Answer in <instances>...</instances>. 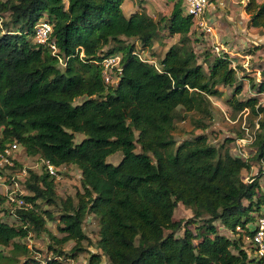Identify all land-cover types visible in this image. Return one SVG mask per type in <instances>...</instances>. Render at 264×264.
I'll list each match as a JSON object with an SVG mask.
<instances>
[{"label":"trees","instance_id":"1","mask_svg":"<svg viewBox=\"0 0 264 264\" xmlns=\"http://www.w3.org/2000/svg\"><path fill=\"white\" fill-rule=\"evenodd\" d=\"M173 1L170 15L155 18L145 9L126 14L125 0H0V150L16 142L31 157L56 167L76 165L82 173V190L59 198L57 178L44 164L41 173L27 170L26 205L12 204L18 223L0 217V246H12L10 255L0 250V264L76 260L89 240L84 224L91 215L102 252H93L87 264H103V255L108 264H264L242 247V236L231 238L215 225L219 220L236 232L241 226L251 237L250 224L264 216V106L258 97L264 76H239L245 69L223 51L205 49L199 62L191 45L198 28L183 0ZM245 1L248 26L264 29V0ZM43 15L53 23L56 53L34 40ZM165 30L179 41L158 65L141 59ZM117 53L122 70L115 84H107L103 62ZM246 81L255 94L241 98ZM226 86L234 87L228 99L233 112L249 111L256 126L248 159L210 143L206 133L180 143L175 138L181 122L209 127L210 97L222 96ZM77 134L84 138L76 141ZM116 152L122 158L114 164L108 158ZM252 161L260 164L259 175L245 181L242 172ZM19 164L0 171H10L7 181ZM179 203L193 210L186 223L173 218ZM47 206L59 208L63 236L50 233V255L39 258L24 240L48 231L43 214L55 217ZM198 220L203 223L193 230Z\"/></svg>","mask_w":264,"mask_h":264},{"label":"rangeland","instance_id":"2","mask_svg":"<svg viewBox=\"0 0 264 264\" xmlns=\"http://www.w3.org/2000/svg\"><path fill=\"white\" fill-rule=\"evenodd\" d=\"M222 0H210L207 7L206 17L213 28V33L203 32L199 27L195 33L192 34L191 45L194 50L198 53L199 62L204 60L203 52L205 49H209L214 53L215 46L218 44L221 48V52H227L231 58H233V65L242 66L245 70L239 71V76H244L243 74H249L253 76L256 81H259L264 76V29L254 28L248 26L244 30L243 35H232L236 33V26H240V20L244 18V8L243 2L241 0H225V4H221ZM259 2L263 0H258ZM246 2V1H245ZM67 3V0H66ZM144 5L149 13L155 18H160L163 14L170 15L172 12L174 1L173 0H125L123 3V10L126 14L130 13L133 8L141 7ZM225 7H229L228 12H225ZM186 14V11H184ZM229 16H228V15ZM46 15L41 16L40 19L45 18ZM233 18L234 21H229L228 18ZM47 18V17H46ZM48 19V18H47ZM232 23V24H231ZM196 26H194L195 28ZM193 28V29H194ZM35 40V39H34ZM179 41V35L168 36L167 31H162V33L154 40L153 46L151 48L141 51L140 55L143 58H152L158 64L159 61L164 57L166 53V47H170L172 44ZM262 46L260 49H256L255 46ZM140 46V43L137 44ZM217 52V51H216ZM121 54V53H120ZM140 57V56H139ZM262 69V71H260ZM116 72L118 70L116 69ZM223 90L222 96L215 97L212 96V111L214 114L213 121L207 129H194L193 125L189 121L178 123L177 129L175 130V138L177 143L182 142L185 138L193 136V134L206 133L209 137L210 143L220 147L222 144L227 145L233 155L241 156L248 159L253 153V148L251 145L252 137L255 136L256 126L250 123L248 112L244 111L238 114L233 112L232 107L228 103V99L231 98L234 87L226 86L220 87ZM254 90L250 89L249 82H245L243 91L240 94L241 98H246L254 95ZM260 103L264 106V93L259 96ZM83 98H78L76 102H80ZM257 121V119H256ZM84 138L83 134L76 135V141H80ZM232 139V141H227L226 139ZM241 139H245V143L241 142ZM137 150H140L138 146ZM175 150V148L173 149ZM122 158L121 152H116L109 156L108 161L117 164ZM15 160L20 163L15 172L11 174L15 175L20 171L21 168L33 169L34 171L41 173L43 169V163L37 157H31L27 155L25 149L19 145L18 151L15 153ZM60 172V178L55 180L56 191L59 198H66L67 196H74L78 191L82 190L81 170L76 165H67L58 167ZM260 164L256 161H252V167L250 170H243L242 177L245 181H251L255 175H259ZM2 173V172H1ZM10 171H5L0 176V197L6 195V186L10 185L9 181H5L2 178L9 177ZM17 180H20L21 187L23 188V195L29 194L27 187L24 183L25 177H19L17 175ZM261 189L264 192V175L259 176ZM46 207V206H43ZM55 218H50L47 214H43L47 220V230L43 231L41 235H36L35 233L30 234V236L24 240V242L29 246L32 254L39 258H45L50 253L47 250L48 244L52 242L50 233L56 234L58 236H63V233L58 232L59 224V208L55 206H47ZM17 206L9 204L5 200H0V217L11 224L18 223L16 217ZM261 212H264V205L262 206ZM193 217V210L183 203H179L174 212V220L183 221L186 223ZM207 218V216H204ZM257 219V218H256ZM256 222V221H255ZM202 220H198L196 224H192L191 228L195 230V226L202 224ZM215 225L218 226L221 233L228 235L231 238H238L242 236V247L247 251L249 255H257L255 248L253 247L251 240L247 238L244 231L238 230L232 231L231 229L225 227L221 221H215ZM253 227L254 223L250 224ZM84 229L89 240L83 242L84 251H82L76 260L87 264L89 258L93 252H102L96 247V242L99 238L98 230V220L96 216L91 215L85 221ZM91 241V242H90ZM74 242H68L64 245L65 250H70ZM12 246L4 247L0 246L6 255L12 254ZM234 250V249H233ZM237 250H235L236 252ZM23 258V257H22ZM71 260L66 261L65 264H70ZM103 264H108V258L102 256ZM16 264H20L18 261Z\"/></svg>","mask_w":264,"mask_h":264},{"label":"built area","instance_id":"3","mask_svg":"<svg viewBox=\"0 0 264 264\" xmlns=\"http://www.w3.org/2000/svg\"><path fill=\"white\" fill-rule=\"evenodd\" d=\"M210 3V0H183L185 15H191L194 19V26L199 27L203 32L213 33V28L209 22V19L206 17L207 7ZM53 32V23L50 22L46 17L39 19L34 28V39L36 42L47 44L53 53L57 52V46L52 39ZM215 49L217 53H222L221 48L216 44ZM141 59L145 61L152 62L158 65L155 60L152 58H143L139 55ZM122 54L117 53L109 56L103 62V77L107 84H115L118 80V75L122 70ZM63 60H61L62 62ZM116 69L118 72H116ZM254 137H252L251 142ZM241 142L245 143V139H241ZM19 149V144L16 142L7 145L5 148L0 150V171L6 167L15 166V153ZM42 163L46 166L48 172L60 178V172L58 167L52 164L49 160H43ZM17 175L22 178H26L28 175L27 169H22L21 171L12 176L10 185L6 186V198L9 204H15L17 206L26 205L25 200L23 199V188L21 187L20 182L17 180ZM0 176L2 173L0 172ZM7 180L6 177L2 178ZM238 230L245 231L241 226H237ZM251 240L252 245L255 248L257 256L264 258V216L258 217L256 223H254V232L251 237L247 236ZM69 261V260H68ZM70 264H83L79 261L71 260Z\"/></svg>","mask_w":264,"mask_h":264},{"label":"crops","instance_id":"4","mask_svg":"<svg viewBox=\"0 0 264 264\" xmlns=\"http://www.w3.org/2000/svg\"><path fill=\"white\" fill-rule=\"evenodd\" d=\"M243 3H245V0H241ZM226 3V1L225 0H222L221 1V4L223 5V4H225ZM144 5L146 6V4H142V6L139 8V7H137V8H133L131 11H130V13H128V15H130L132 12H134V11H136V10H138V9H143V7H144ZM243 8H244V4H243ZM145 9V8H144ZM225 9V12H228V10H229V7H225L224 8ZM146 10V9H145ZM147 11V10H146ZM147 13H149V10L147 11ZM150 14V13H149ZM151 15V14H150ZM163 15H166V14H163ZM228 15V14H227ZM229 16V15H228ZM228 20L229 21H234L233 20V18H228ZM248 20H249V15L246 13V11H245V9H244V18H242L241 20H240V22H241V24H240V26H236V33H234V34H232V35H237V34H239V35H243L244 34V29L245 28H248L247 27V23H248ZM232 24V23H231ZM168 50V47H166V51ZM165 51V52H166Z\"/></svg>","mask_w":264,"mask_h":264}]
</instances>
